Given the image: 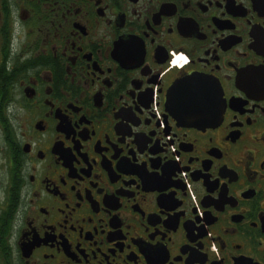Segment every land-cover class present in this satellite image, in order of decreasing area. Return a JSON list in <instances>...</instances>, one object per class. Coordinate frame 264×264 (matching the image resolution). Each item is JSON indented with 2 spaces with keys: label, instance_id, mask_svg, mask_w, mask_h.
<instances>
[{
  "label": "flooded vegetation",
  "instance_id": "obj_1",
  "mask_svg": "<svg viewBox=\"0 0 264 264\" xmlns=\"http://www.w3.org/2000/svg\"><path fill=\"white\" fill-rule=\"evenodd\" d=\"M0 264H264V0H0Z\"/></svg>",
  "mask_w": 264,
  "mask_h": 264
}]
</instances>
